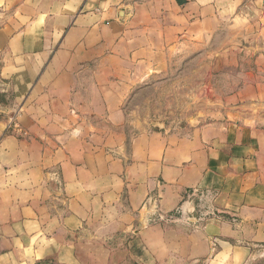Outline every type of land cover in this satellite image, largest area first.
I'll use <instances>...</instances> for the list:
<instances>
[{"label":"crops","instance_id":"crops-1","mask_svg":"<svg viewBox=\"0 0 264 264\" xmlns=\"http://www.w3.org/2000/svg\"><path fill=\"white\" fill-rule=\"evenodd\" d=\"M178 42L216 114L133 133L135 63ZM0 264H264V0H0Z\"/></svg>","mask_w":264,"mask_h":264},{"label":"rangeland","instance_id":"rangeland-1","mask_svg":"<svg viewBox=\"0 0 264 264\" xmlns=\"http://www.w3.org/2000/svg\"><path fill=\"white\" fill-rule=\"evenodd\" d=\"M176 42V41H175ZM135 63L122 101L132 132L197 124L216 114V101L230 83L221 77L214 49L171 43Z\"/></svg>","mask_w":264,"mask_h":264},{"label":"built area","instance_id":"built-area-1","mask_svg":"<svg viewBox=\"0 0 264 264\" xmlns=\"http://www.w3.org/2000/svg\"><path fill=\"white\" fill-rule=\"evenodd\" d=\"M9 127L15 130L16 132L21 133V129L18 124L14 121V119H10Z\"/></svg>","mask_w":264,"mask_h":264}]
</instances>
